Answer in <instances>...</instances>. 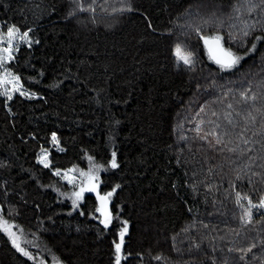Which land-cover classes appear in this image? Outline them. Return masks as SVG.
Here are the masks:
<instances>
[{
	"label": "trees",
	"instance_id": "obj_1",
	"mask_svg": "<svg viewBox=\"0 0 264 264\" xmlns=\"http://www.w3.org/2000/svg\"><path fill=\"white\" fill-rule=\"evenodd\" d=\"M83 2L62 18L58 0H0L1 30L32 42L8 67L36 96H0V175L15 204L9 215L0 201V218L34 257L0 231V264H115L125 221L121 264H264V211L244 216L264 198V4ZM216 35L236 66L211 61L201 37ZM93 165L100 195L115 189L108 227L95 192L74 208L77 190L52 173Z\"/></svg>",
	"mask_w": 264,
	"mask_h": 264
},
{
	"label": "snow or ice",
	"instance_id": "obj_2",
	"mask_svg": "<svg viewBox=\"0 0 264 264\" xmlns=\"http://www.w3.org/2000/svg\"><path fill=\"white\" fill-rule=\"evenodd\" d=\"M261 3L264 4V0H261ZM125 9H117V11H123ZM131 10V9H127ZM17 29L15 26L7 28L6 30V42L8 44V47H2L0 48V67H3L8 61L13 59V39L17 34ZM245 35H248L247 32L244 33ZM28 37V33L24 32L20 39L26 40ZM201 39L204 42L205 47L208 50L209 56L221 66V68L228 69L234 67L236 64L239 63L241 57L235 56L231 51L226 50L221 45V39L222 37L216 35V36H202ZM259 39V38H258ZM4 42V37H0V43ZM253 48H255V45H253ZM174 55L176 56L178 62H183L185 65H191L193 62L192 59V53L191 52H185L184 49L177 44ZM20 78L18 76H13L8 70L5 68L4 75L0 77V85H11V89L9 90L8 87L4 88V91L0 93V95H4L7 97L8 100L12 99V92H19L21 95H26L27 93L21 91V86L19 84ZM255 99V97H253ZM52 140L55 143H58L56 134H52ZM62 150V149H61ZM89 160H91V157H89ZM39 163L43 164L44 167H49V161H48V152L46 150H42V155L39 160ZM102 166L93 165L88 172L80 171V177L81 183L79 186V191L73 192L72 196L74 197L72 203L73 207L78 206V201L83 199L84 193L87 192H95L97 195V199L99 201V207L96 208V212L100 213V215L103 217V219L100 221L102 224H104L105 227H108L110 220H111V214L108 211V201L110 200L111 196L115 192V189H113L112 192H108L104 195H100L98 192V175L97 173L100 171V168ZM111 167L116 168L118 167L116 163V153H112V160H111ZM74 170H69V172ZM57 176L61 175V172L57 169L54 173ZM63 178L67 179L69 183H74L76 178L73 176H69L68 173L63 174ZM119 187V185H117ZM237 196L239 198V193H237ZM249 207L245 210L244 216L247 218V222H251L252 220V209H264V199H261L258 203H253L251 200L248 201ZM244 217H242L243 219ZM124 227L119 233L120 242L116 243L114 241L115 245V264H121V251H122V245L124 242V236L127 233V221L124 222ZM14 225L10 224L7 220H4L0 218V231H3L7 233L12 238V243L14 247L18 251H20L23 255L27 256L29 259H34V257L19 243V237L17 236L16 232H14L13 229ZM252 247H255V245H252ZM252 248H248L247 251H251ZM159 259V257H157ZM58 264V262H57Z\"/></svg>",
	"mask_w": 264,
	"mask_h": 264
},
{
	"label": "rangeland",
	"instance_id": "obj_3",
	"mask_svg": "<svg viewBox=\"0 0 264 264\" xmlns=\"http://www.w3.org/2000/svg\"><path fill=\"white\" fill-rule=\"evenodd\" d=\"M58 1L60 2V5H61V9L58 12V17H62L63 18L66 15L67 12L74 13L75 14L74 16H76V17H79L81 14L85 13L84 11H86V10L82 9V4L84 3L83 1H88V2H92L93 3V2H97L99 0H58ZM75 10H77V11H75ZM91 10L94 11L93 9H91ZM92 13H94V12H92ZM22 34L23 33H21L20 31H17V34L14 37L13 42H12L13 43V48H14L13 59L10 60V61H8L3 67H0V77H2L4 75L5 68L13 76H17L13 72H11V70L8 67V65L11 62H13V60L15 59V56L17 55L19 49L22 46H31L32 45V42L29 39V37H27L26 40L20 39V36ZM0 37H4V42L3 43H0V48H2V47H8V44L6 42V31H2L1 30V25H0ZM19 84L21 86V91H23V92H25L27 94L26 95H21L19 92H12V98L15 95H21V96H23L26 99H34V98H36L35 95L29 93L27 90H25L23 88V86L21 85L20 81H19ZM5 87H8L9 90L11 89V85H7V86L0 85V93H2L4 91V88ZM0 96L2 98H4L7 102L10 101V100L7 99L6 96H4V95H0ZM50 148H51V150L60 151L61 148L59 146V141H58V143H55L51 139ZM42 150H46L48 152V161H49L50 150L49 149H42ZM42 150L38 154V158H37L38 163H39V160H40L41 155H42ZM3 163L4 162L0 159V170H1V166L3 165ZM39 164L44 167L43 164H41V163H39ZM50 166H51V164H50V161H49V167H47V168H50ZM69 170H74V171L69 172ZM55 171H56V169H52V173L53 174L55 173ZM59 171L61 172V175L60 176H57L55 174L54 175L63 184H66L68 187L73 188V189H76L77 191H79V186H80L81 179H82L80 177V171H84V170H81V169H78V168H70L68 170H64V171L59 170ZM84 172H87V171H84ZM64 173H68L69 176L75 177L76 178L75 182L74 183H69L67 179H64L63 178V174ZM97 183H98V181H97ZM0 201H1L2 205L5 207L7 214L14 215L15 204H14L13 199L11 198V193L9 192V188L7 187L5 181L1 178V175H0ZM258 210L264 211V209H258ZM121 257H122V261H123L125 259V256L122 254V252H121Z\"/></svg>",
	"mask_w": 264,
	"mask_h": 264
},
{
	"label": "water",
	"instance_id": "obj_4",
	"mask_svg": "<svg viewBox=\"0 0 264 264\" xmlns=\"http://www.w3.org/2000/svg\"><path fill=\"white\" fill-rule=\"evenodd\" d=\"M221 45H222V47L225 49V47L223 46V44H222V42H221ZM210 57V56H209ZM210 59H211V61L213 62V63H215V64H217L211 57H210ZM217 65H219V64H217ZM121 262H122V257H121Z\"/></svg>",
	"mask_w": 264,
	"mask_h": 264
}]
</instances>
